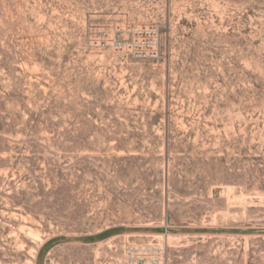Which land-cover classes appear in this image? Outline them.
Here are the masks:
<instances>
[{
	"label": "rangeland",
	"instance_id": "1",
	"mask_svg": "<svg viewBox=\"0 0 264 264\" xmlns=\"http://www.w3.org/2000/svg\"><path fill=\"white\" fill-rule=\"evenodd\" d=\"M137 244L264 264V0H0V264Z\"/></svg>",
	"mask_w": 264,
	"mask_h": 264
},
{
	"label": "built area",
	"instance_id": "2",
	"mask_svg": "<svg viewBox=\"0 0 264 264\" xmlns=\"http://www.w3.org/2000/svg\"><path fill=\"white\" fill-rule=\"evenodd\" d=\"M164 249L150 244H137L125 255L122 264H162L164 259L160 254Z\"/></svg>",
	"mask_w": 264,
	"mask_h": 264
},
{
	"label": "bare ground",
	"instance_id": "3",
	"mask_svg": "<svg viewBox=\"0 0 264 264\" xmlns=\"http://www.w3.org/2000/svg\"><path fill=\"white\" fill-rule=\"evenodd\" d=\"M171 241V240H170Z\"/></svg>",
	"mask_w": 264,
	"mask_h": 264
}]
</instances>
